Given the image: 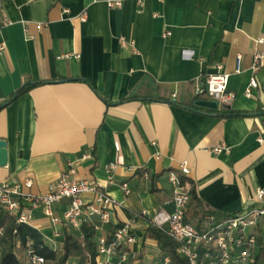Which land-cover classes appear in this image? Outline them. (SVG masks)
Wrapping results in <instances>:
<instances>
[{
  "label": "crops",
  "instance_id": "crops-1",
  "mask_svg": "<svg viewBox=\"0 0 264 264\" xmlns=\"http://www.w3.org/2000/svg\"><path fill=\"white\" fill-rule=\"evenodd\" d=\"M259 38L264 0H123L120 7L107 0H0V104L34 84L0 109L7 150L0 183L29 179L27 191L44 194L73 162L78 178L117 203L111 223L92 217L96 237L128 225L132 264H164L146 229L153 213L173 211L168 177L180 174L181 162L203 205L186 214L197 227L252 205L264 188V64L249 69L254 51L264 53ZM218 65L236 97L212 109L202 102L213 101L192 92ZM252 75L259 87L246 97ZM219 144L226 150L212 152ZM111 161L118 164L109 181L104 167ZM82 198L89 202L93 194ZM67 205L63 199L50 209L61 218ZM30 212L29 226L59 250L66 225L51 222L41 206Z\"/></svg>",
  "mask_w": 264,
  "mask_h": 264
},
{
  "label": "built area",
  "instance_id": "built-area-1",
  "mask_svg": "<svg viewBox=\"0 0 264 264\" xmlns=\"http://www.w3.org/2000/svg\"><path fill=\"white\" fill-rule=\"evenodd\" d=\"M139 4L142 0H135ZM123 0H107L109 7H120ZM82 13L81 19H85ZM264 39H256L255 44H261ZM123 46H130L131 42L120 38ZM3 46L0 45V51ZM68 55H65L67 57ZM264 64V53L255 50L252 56V63L249 67L253 74ZM241 71V57L236 58L235 72ZM229 74L222 70V66L216 67V73L209 74L205 81L196 80L193 85V92L196 97H203L211 100L217 106H230L236 94L228 88ZM259 85L254 75L250 76L248 85L244 89V95L250 97L252 90ZM175 96V95H173ZM261 125L264 129V114L261 115ZM260 141H262L260 139ZM115 150L118 151L119 144L115 142ZM224 144L214 146L212 152L218 154L226 150ZM159 158V155H156ZM117 161H111L105 165L104 170L109 181L113 178V172ZM178 170L182 175H187L189 169L186 162H181ZM169 180L173 184L171 203L173 211L170 213L157 212L150 216L149 223L163 230L178 245V253L184 256L189 264H261L256 259L259 249L264 248V188H258L253 195V204L225 217L220 222L206 226L205 229H198L186 221L185 209L190 199L187 185H179L176 173H170ZM31 180L20 183H0V206L11 216H14L17 223L29 225L32 208L41 206L44 213L50 217L53 223H62L78 229L82 222L92 220L96 217L101 225L110 222V210L117 204L106 190L100 189L95 183L78 178L75 175L73 162H68V168L63 171L56 183H53L44 194H33L27 191L31 187ZM121 187L125 195L129 193L126 183ZM93 194V199L85 202L82 198L84 193ZM66 199L68 205L61 218L51 212V205ZM29 202V206L24 205ZM142 215H148L142 210ZM98 229V226H95ZM3 227H0L2 235ZM111 238L100 235L96 237V264H132L129 257V246L135 238L129 231L128 225L115 228ZM30 264H44L41 256L33 254L32 250L27 253ZM168 264V259H164Z\"/></svg>",
  "mask_w": 264,
  "mask_h": 264
},
{
  "label": "trees",
  "instance_id": "trees-1",
  "mask_svg": "<svg viewBox=\"0 0 264 264\" xmlns=\"http://www.w3.org/2000/svg\"><path fill=\"white\" fill-rule=\"evenodd\" d=\"M33 83L26 82L19 89L13 92L8 98L0 104V109L7 106L12 100H15L20 94L27 92L33 87ZM136 99V97H128L126 100ZM231 115H242V113H231ZM142 174V171L139 172ZM179 185L181 187L187 185V190L190 195L189 202L185 209V215H197L201 211L203 205L197 194L194 183L185 175L178 174ZM223 218H216V222H220ZM186 221L188 219L186 218ZM215 221L212 222V224ZM0 227H3L0 241L8 240L9 247L3 254L0 255V264H30L28 261V251L32 250L33 254L41 256L44 259V264H72L73 260H77L76 264H96L97 248H96V229L95 223L92 220L82 222L78 229L73 231L68 230L66 226L61 228V247L59 250L47 245L42 234L33 227L17 223L14 216L9 215L0 206ZM198 229L205 227L195 226ZM147 235L152 238L157 245V249L168 259V264H189L188 260L178 253L177 243L170 238L163 230L149 223L146 229ZM112 236H108L110 239ZM262 236L259 241H262ZM19 242V245H17ZM16 247L21 249L22 256L16 253ZM256 259L261 260L264 264V248H260Z\"/></svg>",
  "mask_w": 264,
  "mask_h": 264
},
{
  "label": "water",
  "instance_id": "water-1",
  "mask_svg": "<svg viewBox=\"0 0 264 264\" xmlns=\"http://www.w3.org/2000/svg\"><path fill=\"white\" fill-rule=\"evenodd\" d=\"M203 105L210 107L212 109H216L215 102H202ZM7 162V150H6V143L3 140H0V166H4Z\"/></svg>",
  "mask_w": 264,
  "mask_h": 264
},
{
  "label": "rangeland",
  "instance_id": "rangeland-1",
  "mask_svg": "<svg viewBox=\"0 0 264 264\" xmlns=\"http://www.w3.org/2000/svg\"><path fill=\"white\" fill-rule=\"evenodd\" d=\"M9 241L8 240H2V241H0V255L1 254H3V252L4 251H6L7 249H8V247H9ZM19 245V242H17V245L16 246H18ZM16 253L20 256V255H22V251H21V249H18L17 247H16ZM22 256H20V258H21Z\"/></svg>",
  "mask_w": 264,
  "mask_h": 264
}]
</instances>
